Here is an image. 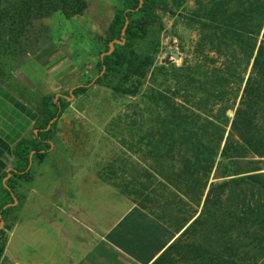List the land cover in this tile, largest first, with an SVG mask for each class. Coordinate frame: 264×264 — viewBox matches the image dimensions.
Listing matches in <instances>:
<instances>
[{
    "label": "rangeland",
    "instance_id": "obj_1",
    "mask_svg": "<svg viewBox=\"0 0 264 264\" xmlns=\"http://www.w3.org/2000/svg\"><path fill=\"white\" fill-rule=\"evenodd\" d=\"M83 1L86 3V10L82 15L68 19L58 11L47 18L33 20L32 27L28 29L23 39L26 55L14 64V81L0 85V89L3 88L5 91L4 94H0L5 96V99L2 97L0 99V125L7 129L9 127L10 131L7 130L6 136L13 135L16 129L23 134L24 126L31 121L33 129L36 130L41 97L50 94L55 98L65 97L66 94L68 97L69 106L59 119L55 132L59 143L54 139L53 144L57 149L48 151L43 164L39 165L33 161L30 171L33 175L38 172V182L46 179L50 180V184L42 186L44 184L42 182L39 184L41 187H36L30 181L23 186V193L25 191L27 196L24 202L26 213L29 214L32 208L38 207L40 199L37 190L46 193L53 188L50 186L60 185L67 180L70 171L68 166L72 167L76 174L81 168L121 171L124 166L122 170L125 169V172L119 178L120 183L133 180L136 171V176L140 177L138 183H148V187L154 185L157 189L152 193L141 188L142 186H135L131 189V195L142 202L154 203L153 201L158 200L155 208H159L157 205L163 203V211L155 212L165 213L168 210L171 227H177L185 218L194 214V211L199 214L201 206L198 207V197L194 192L185 197L174 186L163 185L160 178H157L168 173L169 176L178 179L183 171L180 155L182 147L178 146L176 141L170 149L162 147L155 151L154 147L159 142L163 143L160 141L162 136L158 134L162 132V128L158 121L159 117L157 118L158 108H155L146 96L150 94L158 97L162 94L166 101L161 102L160 107L163 106L168 111L174 107L179 110L189 109L198 114L207 111L206 115H210V119H215L219 113L227 109L225 117L232 120L244 81L251 72L252 60L241 53L226 34L215 31V27L209 24L205 14L214 3H217L218 7L225 11V14L220 12L221 16L230 19L235 10L248 8L247 3L252 0H225L222 3V0H201V4L198 3L199 0H186L180 8H175L169 3V10L159 12L164 24L161 48L145 77L133 80V85L138 88L136 94L115 95L106 88L92 85L85 94L71 96L73 90L95 77L97 71L92 58L102 50L101 43L106 25L114 10L119 8L122 2V0ZM258 21L260 19L257 18L254 23ZM261 27L256 38L257 46L262 40L264 20ZM174 55H177V58ZM217 80L229 81L222 83L225 91L223 99L210 100L204 109L198 101L205 96V92L197 86L200 81ZM221 121L219 120V123L222 125L226 124ZM258 123L264 135V115ZM226 126L228 132L229 125ZM16 137L19 138L18 133ZM26 137H32L31 133L29 132ZM62 143L65 144L63 148L60 146ZM186 157L189 158L190 155L187 154ZM249 158L264 163V159L260 160L252 155ZM156 162L163 163L162 174H158ZM259 167L260 173H264V164ZM55 169L59 172L57 176L59 178L51 179L50 176ZM147 176L152 178L147 181ZM7 179L6 176L1 180L2 186ZM221 181L223 180L218 171L213 169L209 183ZM206 193L207 190L201 203ZM225 198L226 196L222 197V200ZM17 200L20 204L22 198L19 196ZM227 203L234 210L240 208L235 201ZM19 204L12 206L14 209L9 213L11 222L18 218ZM222 222L223 225L233 223L238 226L234 217ZM219 225L220 222L216 224L211 221L207 226L196 227V230L190 229L188 235L180 237L178 245L181 252L180 263L202 264L201 259H214L220 254L224 261L228 257L239 264H264V237L253 235L239 237L235 235L234 230L226 227L223 230L224 236L218 237V229L221 228ZM247 229L253 230L250 227Z\"/></svg>",
    "mask_w": 264,
    "mask_h": 264
},
{
    "label": "trees",
    "instance_id": "obj_2",
    "mask_svg": "<svg viewBox=\"0 0 264 264\" xmlns=\"http://www.w3.org/2000/svg\"><path fill=\"white\" fill-rule=\"evenodd\" d=\"M185 1L122 0L106 25L101 43L102 50L92 58L97 71L95 77L73 90L72 95L85 94L92 85L106 88L115 95L136 94L138 88L133 85V80L145 77L161 48L164 24L159 12L169 10V3L175 8H180ZM257 1H249L248 8L235 10L230 19L221 16L222 10L217 3H214L205 14V18L215 27V31L226 34L229 41L252 60L251 72L244 81L232 120L225 117L227 109L219 113L215 119H210V115H206L207 111L198 114L189 109L179 110L174 107L168 111L163 106L160 107V103L166 101L162 94L158 97L150 94L146 96L152 105L158 108L157 118L159 117L158 121L162 128V132L158 134L162 136L160 141L163 143L154 145L155 151L162 147L170 149L176 141L178 146L182 147L180 155L183 171L178 179L169 176L168 173L157 178H160L163 185L174 186L185 197L194 192L198 197V207L201 206L199 214L194 211V214L180 223L178 228L182 232L179 237H185L190 229L205 227L211 221L216 224L220 222L218 237L224 236L225 227L234 230L235 235L239 237L248 235L264 237V173H260L259 167L264 163L249 158L252 155L254 158L264 159V135L258 123L264 115V28L262 40L258 46L256 45V38L260 34L264 20V1L259 3ZM198 3L201 4V0ZM85 10L86 3L83 0H0V85L14 81V64L26 55L23 39L28 29L32 27L33 20L47 18L58 11L69 19L82 15ZM222 12L225 14L224 10ZM257 18L260 21L255 24ZM123 29L125 30L122 37ZM111 43L113 51L107 54ZM223 82L229 81H200L197 88L204 90L205 96L199 98L198 104L205 109L210 100H222L225 93ZM67 98V94L58 98L52 94L41 97L39 120L35 127L37 133L30 138L19 140L13 148L15 168L4 186L1 180L7 174L0 177V219L6 220L10 217L9 213L14 208L4 207L13 204L19 197L18 187L32 181L30 173L32 162L43 164L54 139L58 141L55 132L59 119L69 106ZM219 120L226 124L222 125ZM187 154L190 155L189 158L186 157ZM155 167L158 174L164 172L163 163L156 162ZM213 169L218 171L223 181L209 183ZM124 172L125 169L121 171L120 178ZM150 178L152 177L147 176V181ZM139 179L135 171L133 180L123 184V189H128V194L135 186H142L141 188L152 193L157 189L154 185L148 187V183H138ZM205 190L207 193L201 203ZM224 196L226 198L222 200ZM228 201L230 203L235 201L240 208L234 210L232 206L227 205ZM153 202L156 203L158 200ZM225 216L234 217L238 226L233 223L223 225L222 221L228 220ZM4 234L3 230L0 231L1 238L5 237ZM3 241L0 243V256ZM201 263L239 264L228 257L224 261L220 254L214 259H201Z\"/></svg>",
    "mask_w": 264,
    "mask_h": 264
},
{
    "label": "crops",
    "instance_id": "obj_3",
    "mask_svg": "<svg viewBox=\"0 0 264 264\" xmlns=\"http://www.w3.org/2000/svg\"><path fill=\"white\" fill-rule=\"evenodd\" d=\"M4 92L0 89V94ZM1 97L5 99V96ZM26 125L23 134L16 129L13 135L7 136L9 127L0 125V177L6 173L10 178L15 168L12 150L17 142L29 132L31 135L37 133L33 121ZM60 146L63 148L65 144ZM55 149L53 144L50 150ZM68 169L65 182L50 186L53 188L46 193L37 190L40 202L29 214L24 203L27 197L25 191L23 193L25 184L18 187L22 198L20 204L15 199L13 204L4 207L19 204L18 218L14 222L10 217L0 219V231L5 233V237H0V243L4 240L0 264L182 263L178 249L182 230L179 225L171 227L168 210L155 212L163 211V203L155 208V203L136 200L131 191L128 194V189L121 185L125 183H120L122 170L81 168L76 174L72 167ZM37 174H32L33 185L41 187L39 184L43 182L42 186H49L50 180L38 182ZM58 174L55 169L50 178L58 179Z\"/></svg>",
    "mask_w": 264,
    "mask_h": 264
},
{
    "label": "water",
    "instance_id": "obj_4",
    "mask_svg": "<svg viewBox=\"0 0 264 264\" xmlns=\"http://www.w3.org/2000/svg\"><path fill=\"white\" fill-rule=\"evenodd\" d=\"M124 28H125V27H124ZM124 30H125V29H123L122 32H121V36H122V37H123V35H124ZM118 43H123V42H118ZM112 51H113V43L110 44V49H109V51H108L107 54H110ZM102 56H103V55H102ZM174 57L177 58V55H174ZM168 63H169V61H167V64H168ZM71 96H72V94H71ZM47 128H49V127H47ZM14 202H15V200H14Z\"/></svg>",
    "mask_w": 264,
    "mask_h": 264
}]
</instances>
